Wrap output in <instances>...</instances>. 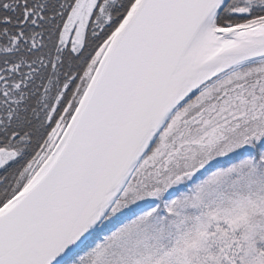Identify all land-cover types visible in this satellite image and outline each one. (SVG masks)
Masks as SVG:
<instances>
[{"label": "snow or ice", "instance_id": "snow-or-ice-1", "mask_svg": "<svg viewBox=\"0 0 264 264\" xmlns=\"http://www.w3.org/2000/svg\"><path fill=\"white\" fill-rule=\"evenodd\" d=\"M0 264H264V0H0Z\"/></svg>", "mask_w": 264, "mask_h": 264}]
</instances>
